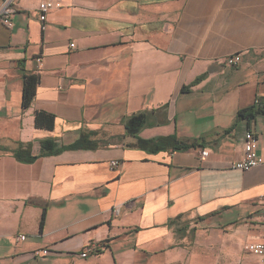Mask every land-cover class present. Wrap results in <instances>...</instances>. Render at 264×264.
Segmentation results:
<instances>
[{
    "label": "crops",
    "instance_id": "obj_1",
    "mask_svg": "<svg viewBox=\"0 0 264 264\" xmlns=\"http://www.w3.org/2000/svg\"><path fill=\"white\" fill-rule=\"evenodd\" d=\"M41 1L15 0L12 28L0 23V264H261L245 247L264 235V163L231 166L247 131L264 160V114L238 117L264 75V0H58L44 31ZM25 74L38 83L23 110ZM137 113L141 139L201 147L136 148L124 124ZM82 133L99 146L69 149ZM43 140L60 152L13 158Z\"/></svg>",
    "mask_w": 264,
    "mask_h": 264
},
{
    "label": "trees",
    "instance_id": "obj_2",
    "mask_svg": "<svg viewBox=\"0 0 264 264\" xmlns=\"http://www.w3.org/2000/svg\"><path fill=\"white\" fill-rule=\"evenodd\" d=\"M203 76L198 77L193 84H197L202 80ZM38 78L36 75L25 74L22 79V97L21 108L28 109L35 97L36 86ZM264 114V106L259 109L252 106L250 109L241 110L238 112L239 118L254 117L255 115ZM145 123V114L137 113L130 116L125 124L124 130L128 137L135 139L134 146L136 148L155 153L163 150H171L172 152H186L200 148L201 145L197 141L183 142L178 140L175 136L161 137L156 140H143L139 137ZM54 117L43 111H35L34 113V126L36 129L50 131L53 129ZM93 133H82L76 143L69 149H96L100 142L95 140ZM38 154H34V145L32 143H18L16 148L11 151L13 158L22 164H33L38 158L53 155L60 152V148H56V143L53 140H43L38 143ZM2 151V149H0ZM5 151V150H4Z\"/></svg>",
    "mask_w": 264,
    "mask_h": 264
},
{
    "label": "built area",
    "instance_id": "obj_3",
    "mask_svg": "<svg viewBox=\"0 0 264 264\" xmlns=\"http://www.w3.org/2000/svg\"><path fill=\"white\" fill-rule=\"evenodd\" d=\"M14 2L15 0H7L8 6V29L12 28V21L11 17L14 14ZM62 7L61 3L58 0H42L38 5V21L40 23L41 31L46 29V22L48 14L53 10H58ZM40 62L39 59H36V63ZM240 63V55H232L225 60V65L230 68H235ZM254 107L256 108H263L264 106V75L261 76L260 79V91L255 96ZM257 136L247 131L243 137V144H242V156L241 158L234 163L231 168L241 172L250 171L253 168L258 167L259 165L264 163L262 157L257 154ZM208 156V151L203 150L200 153V157L204 159ZM118 162L114 161L111 162L112 167H116ZM261 221L264 227V205L262 207V214H261ZM25 240V236L19 235L16 237V241L22 242ZM101 248L100 244H90L84 248V250L80 253L81 258H86L89 254L98 251ZM245 250L251 254L253 257L257 258L261 264H264V235L260 242L251 243L246 245ZM35 256L38 257H45L51 254L50 251L47 249L38 251L34 253Z\"/></svg>",
    "mask_w": 264,
    "mask_h": 264
},
{
    "label": "bare ground",
    "instance_id": "obj_4",
    "mask_svg": "<svg viewBox=\"0 0 264 264\" xmlns=\"http://www.w3.org/2000/svg\"><path fill=\"white\" fill-rule=\"evenodd\" d=\"M0 23L8 28L7 0H0Z\"/></svg>",
    "mask_w": 264,
    "mask_h": 264
}]
</instances>
